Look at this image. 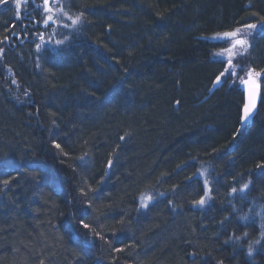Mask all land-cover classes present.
<instances>
[{"label": "trees", "instance_id": "16d2710c", "mask_svg": "<svg viewBox=\"0 0 264 264\" xmlns=\"http://www.w3.org/2000/svg\"><path fill=\"white\" fill-rule=\"evenodd\" d=\"M23 3L0 6V264L255 263L227 243L264 209V27L216 88L208 38L264 22V0H61L76 29L28 26ZM249 70L262 101L239 130Z\"/></svg>", "mask_w": 264, "mask_h": 264}, {"label": "snow or ice", "instance_id": "6c2138e0", "mask_svg": "<svg viewBox=\"0 0 264 264\" xmlns=\"http://www.w3.org/2000/svg\"><path fill=\"white\" fill-rule=\"evenodd\" d=\"M0 2H6V0H0ZM33 2H34V0H33ZM54 3H59V0H52V3H50V0H43L42 5H35V7L37 9H40L42 7L43 13L46 14L42 20L43 24L46 27L49 25V22L56 23V21L59 19V16H64L67 18L68 21H70V23H64L62 25L64 28L76 29L82 23V20H83V13L82 12L79 14H70L68 11H65V9L62 5L60 7H57L54 9V7H53ZM23 6H24L23 0H15V8L17 10V16L18 17L20 15V10L22 9ZM261 19L264 20V17H262ZM246 27L248 29H254V28H256V25L255 24H248V25H246ZM217 35L222 37V38H230L231 39V47L226 50L231 56H235L237 54L242 55L243 52L247 50L248 40L245 36L241 35V29L237 28L235 31L224 32L222 34H217ZM67 39H68V37L65 36L64 40H57L55 42V44L57 46L63 45ZM40 40L42 42L44 41L43 35L40 36ZM36 47H37V50L40 51L42 45L37 44ZM233 50H237V51H233ZM222 54L223 53H220L218 55H222ZM227 63L230 67L225 68L224 71H222L220 73V75L216 77V81L218 83L227 82L228 77L226 76V73L230 76H236V70H235V67L232 65V60L229 59L227 61ZM241 70H243V69H241ZM260 75H261L260 73H255L254 70H249L247 72V79H245L243 77H237V79L239 80V84L246 87L247 94H248L247 95V102L243 105V111H242V115H241V121L242 122L246 121L250 117V115L253 112V109L256 107V98H257V94H258L259 85H258V83L254 77H258ZM221 77H225V79L222 81ZM56 147L59 148L60 146L57 144ZM109 165H111V161H109ZM201 175H204V173L202 172ZM8 183H9V181H7V180L4 181L5 185H7ZM207 184H208V181L205 180V189L206 190L204 193V197L208 196L209 190L207 189ZM248 187H249L248 184H244L240 187L239 191L243 193L246 189H248ZM232 192L233 193L237 192V189L232 188ZM204 197H201V199L199 201H197V203L200 205H203L205 203ZM148 199H151V197H148ZM143 206L146 207L147 205L145 204ZM242 219L247 220L248 219L247 215L242 217ZM81 223H83V222L81 221ZM83 226L85 228L89 227L88 224H84ZM260 228H261L260 238L253 240V241H250L248 243V246H247L248 256H251L253 254V251H254L253 245L254 244L259 245L261 243V240H264V217H262V223L260 225ZM248 235H249L248 232L243 233V237H247ZM241 238H242L241 236H236L235 240L240 241Z\"/></svg>", "mask_w": 264, "mask_h": 264}, {"label": "rangeland", "instance_id": "374dc122", "mask_svg": "<svg viewBox=\"0 0 264 264\" xmlns=\"http://www.w3.org/2000/svg\"><path fill=\"white\" fill-rule=\"evenodd\" d=\"M42 1V3H43V0H41ZM60 2H61V0H59V3H54L53 4V7H54V9L55 8H57V7H60ZM50 3H52V0H50ZM46 14H44L43 13V10L41 9V11H40V14H39V16H40V18H41V21H40V23H43L42 22V20H43V18H44V16H45ZM29 18H32L31 16H29ZM66 17H64V16H59V19L56 21V23H52V22H49V24L51 25V24H53L55 27L56 26H60V25H63L64 23H63V21H64V19H65ZM67 19V18H66ZM248 24H255L256 25V28H254V29H248L247 27H246V25H248ZM264 27V22H256V20H255V17H254V15L253 16H251V15H249L248 16V18H246L244 21H243V23H242V25L241 26H238L237 28H239V29H241V35L242 36H245L246 38H247V40H248V46H247V50L246 51H244L243 52V54L242 55H240V54H237V55H235V56H231L226 50L227 49H229L230 47H231V39L230 38H222V37H220V36H218V35H214V36H211V37H209L208 39L209 40H211V41H217V42H221V43H223V44H225V46H223L222 48H220L218 51H217V53H216V56L215 57H217V58H219V59H221V60H225V61H228L229 59H233L234 60V58H238V60H240V59H243L248 53H249V50H250V39H251V37L253 36V34L255 33V32H257L258 30H260L261 28H263ZM237 28H235L234 30H232V31H235ZM231 32V31H230ZM222 34V33H221ZM57 37V36H56ZM55 37V40L53 41V42H51L52 40H50V41H44L43 43H50L51 44V46L50 47H55V42L58 40V38H56ZM44 39H45V37H44ZM233 51H237V50H233ZM220 53H223L222 55H218V54H220ZM227 65V68H229L230 66L228 65V63L226 64ZM203 70V68L201 67L200 69L198 68V69H196L195 70V72H194V74H192L190 77H189V80H190V84H193L195 81H197L198 80V78L202 75V72H204V71H202ZM226 76L227 77H230V75H228L227 73H226ZM247 77V73H243L241 76H239V77ZM225 77H221V80L223 81V79H224ZM255 79H256V81H257V83L258 84H260V81H261V76H258V77H254ZM238 82H239V80H238ZM221 84V83H220ZM240 85V84H239ZM219 86V83L216 81L215 82V84H214V86H213V88H216V87H218ZM111 166L109 165L108 166V172H109V168H110ZM202 173V172H201ZM201 173H200V175H201ZM204 173V175H201L203 178H205V180H207L208 181V184H207V186H208V189H209V186H210V177H211V174L210 173H206V172H203ZM207 197H209V192H208V196ZM152 203V201L150 200V199H146L145 200V203H142L143 205H149V204H151ZM141 207H142V205H141ZM143 208H145V206H143Z\"/></svg>", "mask_w": 264, "mask_h": 264}, {"label": "bare ground", "instance_id": "6f19581e", "mask_svg": "<svg viewBox=\"0 0 264 264\" xmlns=\"http://www.w3.org/2000/svg\"><path fill=\"white\" fill-rule=\"evenodd\" d=\"M234 61H236V58H234V60L232 59V62H234ZM224 63L227 64V61L224 60ZM255 73H260V71H257ZM260 74L262 75V73H260ZM244 78L246 79L247 77L245 76ZM259 85H261V82H260ZM240 88H242L241 85H240ZM241 91H242L243 96H244V91L242 89H241ZM261 101H262V98H261ZM261 101L259 103L258 110L260 108ZM244 102H245V99H244ZM241 115H242V112H241ZM255 116H254V118H255ZM254 118L252 119L251 122L246 123L245 126H242V121L240 119L239 130H244L246 127H248L253 122ZM203 182H204V188H205V179L203 180ZM207 189H208V186H207ZM156 196H157V192L155 190H151L149 192V195H147L144 198H142V200L145 201L146 199H148V197H151L150 200L152 201V200H154L156 198ZM159 196H162V194L159 195ZM262 217H264V209H262L261 211H259V213H257V215L250 221V225H249L250 227H249V229H251V230L253 229V233H250L249 232V235L247 237H243L240 240L241 242L234 240V237H233L227 243L228 247L232 250V252H234L232 254H240L241 253V255L248 262H251V261L252 262H255V263H251V264H257V261L259 260V258H261L259 255L262 254L261 253L262 246H264V240H261V243L259 245L254 244L253 245V248H254L253 254L251 256H248V254H247V246H248V243L250 241H253V240H256V239H259L260 238V232H261L260 225L262 223ZM207 264H212V263H211V261H208Z\"/></svg>", "mask_w": 264, "mask_h": 264}, {"label": "water", "instance_id": "95a60500", "mask_svg": "<svg viewBox=\"0 0 264 264\" xmlns=\"http://www.w3.org/2000/svg\"><path fill=\"white\" fill-rule=\"evenodd\" d=\"M241 87H242L241 89L244 91V99H245L244 104H245L247 102V95H248L247 94V89L243 85H241ZM261 98H262V89H261V85H259L258 94H257V98H256V107L253 109V112L250 115V117L246 121L242 122V126H245L246 123L251 122L252 119L254 118V116L257 114V112H258V106H259V103L261 101ZM242 111H243V108H242Z\"/></svg>", "mask_w": 264, "mask_h": 264}, {"label": "flooded vegetation", "instance_id": "af4514ba", "mask_svg": "<svg viewBox=\"0 0 264 264\" xmlns=\"http://www.w3.org/2000/svg\"><path fill=\"white\" fill-rule=\"evenodd\" d=\"M34 3H36V2H34ZM36 4H37V5H42V1H41V0H38V3H36ZM35 9H37V8L35 7ZM40 9H42V7H41ZM40 9H38V10H36V11L38 12ZM36 11H35V12H36ZM35 12H34V13H35ZM31 13H32V12H31ZM25 19L27 20V21H26V25L30 26V25H29L30 23H28V22H31V19L29 18V16L25 17Z\"/></svg>", "mask_w": 264, "mask_h": 264}]
</instances>
